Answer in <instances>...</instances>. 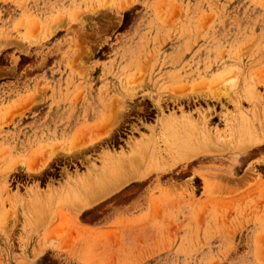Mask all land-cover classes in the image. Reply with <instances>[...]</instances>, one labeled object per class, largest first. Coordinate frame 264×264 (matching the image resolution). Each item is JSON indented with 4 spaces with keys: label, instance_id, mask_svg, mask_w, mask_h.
<instances>
[{
    "label": "rangeland",
    "instance_id": "rangeland-1",
    "mask_svg": "<svg viewBox=\"0 0 264 264\" xmlns=\"http://www.w3.org/2000/svg\"><path fill=\"white\" fill-rule=\"evenodd\" d=\"M0 264H264V0H0Z\"/></svg>",
    "mask_w": 264,
    "mask_h": 264
},
{
    "label": "bare ground",
    "instance_id": "bare-ground-1",
    "mask_svg": "<svg viewBox=\"0 0 264 264\" xmlns=\"http://www.w3.org/2000/svg\"><path fill=\"white\" fill-rule=\"evenodd\" d=\"M231 128V127H230ZM237 130V129H236ZM173 136V135H172ZM231 136H233V134H231Z\"/></svg>",
    "mask_w": 264,
    "mask_h": 264
}]
</instances>
